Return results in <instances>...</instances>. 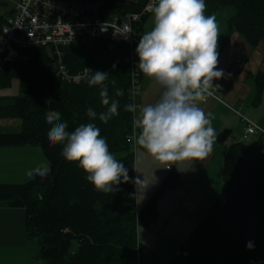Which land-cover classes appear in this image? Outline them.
<instances>
[{"label":"trees","instance_id":"trees-1","mask_svg":"<svg viewBox=\"0 0 264 264\" xmlns=\"http://www.w3.org/2000/svg\"><path fill=\"white\" fill-rule=\"evenodd\" d=\"M149 1L106 0L103 16L138 13ZM205 3L206 16L232 6L236 12L229 17L230 24L252 47L264 45V0ZM63 53L64 66L71 73L89 67L93 72L110 74L105 83L109 96L119 100V115L106 124L98 119L89 121V106L98 113L105 111L100 103V87L63 81L50 47L25 49L21 58L1 67L0 86L11 87L17 78L21 92L11 103L0 106V118H19L22 129L0 132V146H38L50 165L43 179L35 176L24 184H0V204L27 210L28 239L38 246L36 264H41L40 259L45 260L44 264H264V137L257 135L256 139L237 141L228 147L221 193L179 253L167 258L141 242L138 229L154 226L159 197L180 177L172 173L138 209L137 186L133 183L137 177L132 146L135 114L124 110L126 104L133 103L131 67L125 61L128 45L121 42L111 46L105 39L83 33ZM113 79L115 84L111 83ZM253 79L256 93L252 104L259 106L264 94V72ZM117 88L123 96H115ZM51 110L61 113L69 131L82 123H95L110 152L128 169L129 182L120 183L114 193L98 192L77 162H68L61 156V145L49 146L50 126L45 114ZM230 135L226 129L218 135V141L225 143ZM248 242H252V248L246 247Z\"/></svg>","mask_w":264,"mask_h":264},{"label":"clouds","instance_id":"clouds-1","mask_svg":"<svg viewBox=\"0 0 264 264\" xmlns=\"http://www.w3.org/2000/svg\"><path fill=\"white\" fill-rule=\"evenodd\" d=\"M206 7L205 0H155L154 26L142 34L136 47L137 69L162 91L156 102L143 106L128 103L124 110L134 114L138 110V117H133L135 143L162 163L203 160L217 139L210 115L199 106L219 89L213 81L225 75L217 67L218 22L215 14L205 15ZM109 76L96 71L87 78L89 87H100V103L105 108L98 113L89 106V121L98 119L106 124L119 115V100L109 96L105 83ZM115 96H123V91L117 88ZM45 121L50 126L49 146L61 145V156L77 162L98 192L114 193L120 183L129 182L128 169L110 152L95 123H82L69 131L58 110L48 111ZM48 172L49 165L42 164L27 176L43 179ZM133 183L141 191L144 181L136 177ZM246 247L252 248V242Z\"/></svg>","mask_w":264,"mask_h":264},{"label":"crops","instance_id":"crops-1","mask_svg":"<svg viewBox=\"0 0 264 264\" xmlns=\"http://www.w3.org/2000/svg\"><path fill=\"white\" fill-rule=\"evenodd\" d=\"M18 1L19 0H0V24H3L5 19L14 12ZM235 12L233 7H226L213 12L218 22L217 51L219 55L217 67L223 69L225 73L223 78L214 81H219L225 85L224 94L228 100V102L226 101L227 104H232L233 107L235 106L234 108H236L238 103H242L240 107L242 108L247 106L246 102L249 96L252 94L255 95L256 93V85L253 87L250 80H253V76L257 73L261 71L264 72V45L262 44L257 48L252 47L246 39L235 30L229 22V17L234 15ZM153 21L154 17L152 12L142 23L143 28L137 30L139 40L144 32L152 29L154 26ZM222 36L225 37V41L220 44ZM161 91L162 89L154 83L152 79L142 74V92L139 98V104L143 106L156 102L159 99ZM201 103L205 104L202 105L201 108L206 114L210 113L213 117L216 116L214 129L217 134V141L214 142L213 151L203 160L184 159L172 162V164L167 163L166 171L171 172V174L178 173L180 183L182 184L186 182L193 183L194 185L197 184L196 193L199 192L200 196L194 197V199L197 201L201 199V202L204 203L207 199V195L212 191H208L207 186H202L211 184L214 178H219L222 175L224 159L228 147L235 141L244 140L245 123L242 121L243 136L240 138L241 140H236V138H234L231 142L226 141L220 144L218 135L222 128L228 126V124L225 123V117L219 118V116L227 115L226 110L230 107L212 97H209L206 102ZM5 104L9 103H1L0 106ZM220 104L226 109L221 108ZM253 106L256 108L259 107ZM253 116L252 120L264 127L258 121V119L261 120L258 114L254 113ZM256 138L257 136L255 139ZM221 145H228L224 152ZM136 151L138 152L139 150L137 149ZM216 160L218 161L215 163ZM42 164L49 165V162L42 149L38 146H0V184L27 183L35 178L34 176L30 179L27 176V172ZM144 196V194L139 195L140 201ZM27 221L28 213L25 208L0 204V264L38 263L34 255L33 243L28 239Z\"/></svg>","mask_w":264,"mask_h":264},{"label":"built area","instance_id":"built-area-1","mask_svg":"<svg viewBox=\"0 0 264 264\" xmlns=\"http://www.w3.org/2000/svg\"><path fill=\"white\" fill-rule=\"evenodd\" d=\"M154 2L155 0H150L138 13L110 15L105 18L103 12L106 0H19L14 12L0 28V69L6 63L21 58L25 49L50 47L53 49L54 66L59 77L67 83H85L93 70L87 67L76 73L69 72L63 63V49L75 45L83 33H90L96 38L107 40L111 46L121 42L128 45L129 54L125 61L131 67V99L133 103L140 105L142 75L137 69V25L142 24L152 13ZM213 84L219 85V89L202 102L212 97L227 104L223 98L225 85L219 81H214ZM134 93L136 94L133 95ZM227 105L245 123L244 140L250 141L251 137L257 135L264 137V127L244 116L241 109ZM133 140L135 142V134Z\"/></svg>","mask_w":264,"mask_h":264},{"label":"rangeland","instance_id":"rangeland-1","mask_svg":"<svg viewBox=\"0 0 264 264\" xmlns=\"http://www.w3.org/2000/svg\"><path fill=\"white\" fill-rule=\"evenodd\" d=\"M142 26L143 24L137 25V29L141 30V28H143ZM223 41H225L224 36L221 37L220 44H222ZM250 82L252 86L255 87L254 79L250 80ZM20 92V80L17 78L13 80L11 87L4 88L0 86V104L12 102L13 98L20 95ZM253 95L254 94L249 96L246 102L247 106L240 108L242 103H238L235 109H241L243 115L249 119H252L254 113H257L259 118H261V120L258 119V121L264 126V95L262 104L257 108L251 103ZM223 98L228 102L225 94ZM202 105L205 104L200 102L199 106L201 107ZM231 106L233 107L232 104ZM220 107L226 109L223 105ZM226 112L227 115H220L219 118L225 117V123H227L228 126L223 127L220 133L226 129L230 131L233 130L227 141L231 142L234 138L239 140L243 136V122L241 116L231 107L227 109ZM208 114L210 115V113ZM215 117L210 115L213 127L215 126ZM21 129V119L9 117L0 118V132H19ZM253 139H255L254 136L251 137V140ZM132 146L136 153L137 177H139L141 181H144V184L140 186L141 191L137 188V204L138 209L141 210L147 201L161 189L162 184L171 175V172L166 171L167 163H162L155 159L135 142H133ZM221 147H223L224 152L228 145H221ZM137 149L139 150L138 152L136 151ZM122 155L123 154H117V156ZM217 161L218 160H216L215 163ZM222 185V175L219 178H214L211 184L203 185L202 187L207 186V190H211L212 192H209L206 201L202 203L201 199L198 201L194 199V197L200 196L199 192L196 193L197 184L194 185L193 183L187 182L182 184L180 181L171 183L170 187L165 189L163 194L159 197L158 219L156 223L151 229L139 227V240L165 257L174 258L221 193ZM140 194L145 195L141 198V201L139 198ZM31 243H33L34 255L36 256L38 246L35 242ZM40 263L44 264L45 260L40 259Z\"/></svg>","mask_w":264,"mask_h":264},{"label":"bare ground","instance_id":"bare-ground-1","mask_svg":"<svg viewBox=\"0 0 264 264\" xmlns=\"http://www.w3.org/2000/svg\"><path fill=\"white\" fill-rule=\"evenodd\" d=\"M118 44V43H117ZM262 127V126H261Z\"/></svg>","mask_w":264,"mask_h":264}]
</instances>
